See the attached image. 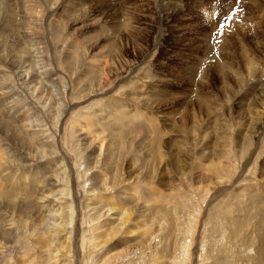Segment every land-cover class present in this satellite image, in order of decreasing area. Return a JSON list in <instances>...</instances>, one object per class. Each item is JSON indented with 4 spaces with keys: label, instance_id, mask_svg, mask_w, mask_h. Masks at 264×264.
Instances as JSON below:
<instances>
[{
    "label": "rangeland",
    "instance_id": "1",
    "mask_svg": "<svg viewBox=\"0 0 264 264\" xmlns=\"http://www.w3.org/2000/svg\"><path fill=\"white\" fill-rule=\"evenodd\" d=\"M24 2L10 4L1 17L19 14L17 20L38 43L41 66L51 75V95L39 93L45 101L41 109L22 81L8 75L0 84V96L12 87L11 93L2 94L4 104L12 107L9 112L18 124L26 121L29 133H42L46 141L54 138L57 148L53 159L40 160L38 146L46 147L42 143L31 147L0 136V150L11 145L20 153V146H28L31 157L23 155L28 162L18 175L43 168L60 171L56 164L63 160L68 165L73 187L61 195L73 207L68 204L65 215L74 216L60 234L52 232L55 243L69 247L66 260L178 264L184 252L183 264H264V0ZM233 11L236 15L227 19ZM2 21L0 74L14 62L19 42H25L23 32L12 34ZM141 116L155 123L145 127ZM29 120L40 123L31 127ZM144 175L149 179L142 180ZM87 187L96 191L86 192ZM36 190L29 196L35 199ZM120 192L124 198L132 193V198L119 197ZM48 203L44 209L52 213L39 218L45 222L44 232L61 221L51 217L61 202ZM0 212L7 221L14 219L18 232L11 237L13 246L30 248L38 236L32 222L24 229L16 217ZM100 212L103 216L98 217ZM123 213L128 217H119ZM89 217H94L92 223ZM116 218L120 220L113 223ZM112 223L119 226L118 234ZM95 236L98 243L109 241L99 245L103 258L100 253L95 257L91 247ZM48 249L47 255L42 252L44 259L35 256L32 263L45 264ZM15 250L1 264H18L35 253L28 249L22 259Z\"/></svg>",
    "mask_w": 264,
    "mask_h": 264
},
{
    "label": "bare ground",
    "instance_id": "2",
    "mask_svg": "<svg viewBox=\"0 0 264 264\" xmlns=\"http://www.w3.org/2000/svg\"><path fill=\"white\" fill-rule=\"evenodd\" d=\"M24 1H28V0H0V21H2V25L3 27H5L7 30H10L9 32H11L12 34L14 33V35L18 36L20 33L23 32V37L25 38V42L24 43H21L19 42V51H17V55L14 56V62L13 63H10L7 68V71L4 72V73H1L0 74V79H2V81L0 80V84L4 83L5 81H8L10 78L8 77V75L10 76H13V79H17V81L21 80L22 81V85H23V88L30 94L29 95H32V97L35 99V101L37 102V105L40 106V108H45L44 106V102L43 101L44 99L39 96V93L40 95L41 94H45L47 93V97H49L51 95V93L49 92V90L51 91V82L50 81V77L51 75H47V72L46 70L44 69L45 67L44 66H41V58L39 57V54H41L40 52V48L38 47V43L36 44L34 41H32L29 37V33H27V30L24 29V27L22 26V21L19 19V21L17 20L18 18H20V15L19 14H13L11 16H9L8 18H2L1 16L3 15V11L5 8H8V7H11L10 4L12 3H15L17 4L18 6L19 5H22L21 3H23ZM26 3V2H24ZM29 3V2H28ZM31 4V3H29ZM24 5V4H23ZM13 6V5H12ZM22 8V7H21ZM14 10H15V7H14ZM32 11V10H31ZM37 14V13H36ZM25 16V15H24ZM15 19V21H14ZM18 21V22H17ZM20 22V23H19ZM29 22V21H28ZM32 22V21H31ZM26 23V22H25ZM24 24V23H23ZM33 24V23H32ZM34 25V24H33ZM1 26V25H0ZM29 26V25H28ZM33 30V29H32ZM31 32V30H29ZM28 31V32H29ZM20 38V37H19ZM21 39V38H20ZM22 40V39H21ZM14 44V43H13ZM16 44V43H15ZM44 57V55H43ZM16 59H18V63L16 64ZM46 59V58H45ZM37 61V62H36ZM45 61V60H44ZM43 61V62H44ZM44 64V63H42ZM18 65V66H17ZM45 65V64H44ZM78 68V67H77ZM77 71V70H76ZM4 74V75H3ZM50 74V73H49ZM8 77V78H7ZM80 78V77H79ZM54 84V82H53ZM22 89V88H21ZM14 91V90H13ZM57 91V90H55ZM12 92V87H9L7 88V91L6 92H3L2 94L6 95L7 93H11ZM53 92V91H52ZM1 94V98H0V136L4 137V138H9L11 141H22V143L24 144H27L28 145V142H29V146L33 147L35 146L37 143H42L43 146L45 145L46 147L44 148V150L42 149V144L40 145L42 148H40L38 146V150L41 151V156L38 157V159H46V157L48 158H52L53 156H55V151H53V148H55V144H54V138L52 139L51 137V141L50 143L48 139L46 141V138H44L42 136V133L41 136L40 134H37L35 132H28L26 129H29V128H26L25 129V124H26V121H25V124L24 121L22 124H18L19 122H17V118H14L16 116H12L11 112H9V109L8 108H11L12 107H9L6 104H4V100L2 98V95ZM27 94V93H26ZM28 95V94H27ZM46 95V94H45ZM65 96V95H64ZM12 97V96H11ZM31 97V96H30ZM29 97V98H30ZM44 97V96H43ZM32 98V100H33ZM55 98V96H54ZM53 98V99H54ZM59 98V97H58ZM56 97V101L58 99ZM18 98L15 97V99H12V103L13 105L15 104L16 105V102H17ZM50 100V99H49ZM34 101V100H33ZM55 101V100H54ZM55 101V102H56ZM60 101V100H59ZM35 102V103H36ZM54 102V103H55ZM49 103V102H48ZM62 103V102H61ZM19 104V102L17 103ZM51 104V102H50ZM49 104V105H50ZM58 104V103H57ZM12 105V106H13ZM8 106V107H7ZM29 106V105H28ZM54 106V105H53ZM26 107V106H25ZM32 109V108H31ZM53 109V108H52ZM29 110V108H28ZM44 110V109H43ZM49 110V109H48ZM52 111V110H51ZM17 112V111H15ZM33 112V111H32ZM62 113V112H61ZM37 114V113H36ZM138 114L137 112H135L134 116H136L135 120L136 119H139L140 116L138 117ZM51 115H54V112L53 114L51 113ZM56 115V114H55ZM33 116V115H32ZM60 116V115H59ZM37 117V116H36ZM48 117V115H47ZM56 117V116H55ZM62 117V116H60ZM143 118V126L147 127V125H150L151 123H155V120H153L152 118H149V117H146L145 116H141ZM28 118V117H27ZM31 118V117H30ZM129 117H124V120L125 119H128ZM32 119V118H31ZM30 119V120H31ZM56 119V124H57V118ZM29 120V121H30ZM59 121H60V118H59ZM32 123H34L32 125ZM40 121H30L29 124H31V127L33 126H37V124H39ZM155 125V124H154ZM56 126V125H55ZM157 126V125H156ZM144 128V127H142ZM150 128V127H149ZM33 129V128H31ZM153 129V128H151ZM159 129V128H158ZM157 129V130H158ZM138 132V131H137ZM152 132V131H151ZM139 133V132H138ZM138 136V135H137ZM47 137V136H46ZM15 139V140H13ZM2 141V139L0 140V142ZM21 143V142H20ZM111 144V143H110ZM26 145V146H27ZM10 146V147H9ZM16 146V145H15ZM14 146V147H15ZM109 146V145H108ZM1 147V146H0ZM37 147V146H36ZM89 147V146H88ZM100 147V146H99ZM102 147V145H101ZM121 147V146H120ZM26 148V147H24ZM57 148V147H56ZM55 148V150H56ZM111 148V147H110ZM108 148V149H110ZM137 148V147H136ZM21 149L20 153H18L17 151H15L11 145H5V148H2L0 150V209H2V211H6L7 213H9V216L11 217H16L17 221L18 222L17 224L20 225V227L22 228H28V225L30 223V221L32 222V226L31 228L33 229V233H36L38 234L37 237H33L35 239H32L30 241V248L29 247H26V244H24V246L26 248H17V246H13L12 244V241L13 239L15 238H11L12 236H16L15 234L18 232L16 231L14 233V229H13V225L14 224V219L12 220H9L7 221L6 220V217L3 216V214L0 212V264L2 262L5 261V259H8L7 258V254H8V251H10V253H14L13 251L15 250V253L16 255H18L19 257H23L22 259H24L26 257V254H27V251H29L28 249H33L35 251V253H33L31 260L29 258V260H24L22 261H19L18 264H33L32 261L35 259V256H36V260L39 258H43L42 257V252L43 253H46L47 250L45 251L46 247L49 248L48 249V259L46 261L45 264H48L50 260L54 261V264H70V262H68L66 260V257L69 256L68 253L69 251L65 250V248L62 247V244L61 243H55L53 237H52V234L53 235H58L60 234L63 230H64V227H66V225H68V223L70 222L69 219L73 220L72 219V216H74L73 214H70L69 212L67 213V216L65 215V210H67L66 208H68V204H70V208L72 209V203H68V199H66L65 201V198L62 197L61 194H63V192H66L64 194V196H66V194L70 193V188L73 187V177H72V172L71 170L69 169L68 165H66L64 163V160L63 161H60V162H57L56 165H59V168L58 170L60 171H56V172H52V171H49V170H45L47 168H43V169H39V170H34L32 172L30 171H27L28 173H26L25 171L21 174L18 175V173L16 174V171L17 170H20L21 168H23L25 166V164H27L28 161H26V158L24 159L23 158V155L26 156V157H31V152L29 151L28 149V146H27V149H23V146H20L18 148V150ZM76 149V148H75ZM93 149V148H92ZM102 149V148H101ZM124 149V148H123ZM126 149V148H125ZM135 150V149H134ZM149 150V149H148ZM91 151V150H90ZM101 151V150H99ZM110 151V150H108ZM125 152V151H123ZM36 153V152H35ZM34 153V154H35ZM108 153H111V152H108ZM107 153V157H109L110 159V156H108L109 154ZM113 153V152H112ZM100 154V153H99ZM40 155V154H39ZM104 155V154H103ZM111 155V154H110ZM149 155V154H148ZM96 156V155H95ZM121 156V155H120ZM123 156V155H122ZM127 156V155H126ZM134 156V155H133ZM125 157V156H123ZM138 157V156H137ZM99 158V157H98ZM120 158V157H119ZM53 159V158H52ZM79 159V158H78ZM86 159V157L84 158ZM94 159V157H93ZM107 159V158H106ZM112 160V159H111ZM120 160V159H119ZM92 161V160H91ZM121 161V160H120ZM75 162V161H74ZM79 162V161H77ZM97 162V160H96ZM124 162V160L122 161ZM135 162V161H134ZM80 163V162H79ZM95 163V162H94ZM105 163V162H103ZM108 163V162H107ZM112 163V162H110ZM133 163V162H132ZM96 164V163H95ZM98 164V163H97ZM134 164V163H133ZM110 165V164H109ZM121 165V164H119ZM132 165V164H131ZM117 166V165H116ZM123 166V164L121 165ZM78 167V166H77ZM91 167V166H90ZM103 167V166H102ZM120 167V166H119ZM50 169V168H49ZM121 169V167H120ZM107 170V169H106ZM123 170V169H122ZM108 171V170H107ZM116 171V170H115ZM119 171V170H118ZM121 171V170H120ZM113 173V172H112ZM116 173V172H115ZM146 173V172H145ZM35 174V176L33 177V179L31 178L33 175ZM90 174V173H89ZM102 174V173H101ZM122 174V172L120 173V175ZM112 175V174H111ZM114 175V174H113ZM96 176H99V175H96ZM116 176V175H115ZM119 176V175H118ZM85 177V176H84ZM87 177V175H86ZM150 176L148 175H144V177H142V180L146 181L149 179ZM94 178H97V177H94ZM101 178V177H99ZM79 179V178H78ZM151 179V178H150ZM82 180V179H81ZM93 180V179H92ZM91 180V181H92ZM97 180V179H96ZM95 182L97 183V181L99 182V180H97ZM106 180V179H105ZM112 180V179H111ZM124 180V179H123ZM129 180V179H128ZM86 181V180H85ZM101 181V180H100ZM120 181V180H119ZM141 181V180H140ZM62 182V183H61ZM111 182V181H110ZM126 182V180H125ZM87 183V181L85 182ZM84 183V184H85ZM89 182L88 184H86L87 186H89ZM107 184V183H106ZM118 184V182H117ZM116 184V185H117ZM120 184V183H119ZM118 184V185H119ZM125 184V183H124ZM93 185V184H92ZM90 184V186H92ZM97 185V184H94V186ZM114 185V184H112ZM111 185V186H112ZM114 185V186H116ZM186 185V184H185ZM84 186V185H83ZM82 186V187H83ZM98 186V185H97ZM111 186L109 188H111ZM108 187V186H107ZM60 189V188H64L63 190L59 191V190H56V189ZM113 188V187H112ZM111 188V189H112ZM126 188V187H125ZM32 189H37L36 190V195H35V199L32 197V196H29ZM86 192H90L92 190V192L94 193L95 190V187H87L86 189L83 188ZM104 189L108 190L107 188L104 187ZM103 189V190H104ZM121 189V188H120ZM128 189V188H127ZM127 189H121L123 191L127 190ZM206 189H208V187H206ZM212 189V188H211ZM23 190V191H22ZM101 190V191H103ZM110 190V189H109ZM120 190V191H121ZM135 190V189H134ZM21 195H19V192H21ZM26 191V192H25ZM58 192V193H55V192ZM105 191V190H104ZM129 191V189H128ZM84 192V191H83ZM109 192V191H108ZM117 192V191H116ZM115 192V195H117V193ZM122 192V191H121ZM118 193V196L121 197L122 194ZM125 194V192H123ZM134 193H136L134 191ZM54 194H58V195H61L60 197H57L56 196V199L58 202H61L59 204H56L58 207L55 209V212L56 215H52L51 217H54L56 219L58 218H61V221L58 220H55L53 223L54 225H52V228L53 229H50V231H45L43 230V228H46V226L44 227L45 225V222L43 220H40L39 218L41 217H44V214L45 213H50L51 211L47 212L45 209H44V203L45 201L49 202L48 205L50 204H54L55 202L57 203V201H49V197L50 196H53ZM87 194V193H86ZM123 194V195H124ZM137 194V193H136ZM150 194V193H149ZM23 195V196H22ZM88 195V194H87ZM107 195V194H106ZM130 195L132 196V193H130ZM135 195V194H133ZM69 196V195H67ZM126 196V194H125ZM129 196V197H131ZM150 196V195H149ZM117 198V196H115ZM123 197V196H122ZM129 197H123L124 199H128ZM160 197V195H159ZM162 197V196H161ZM96 198V197H95ZM98 198V197H97ZM132 198V197H131ZM150 198V197H148ZM121 199V198H120ZM152 199V198H151ZM63 200V201H62ZM105 200V199H104ZM131 200V199H130ZM129 200V201H130ZM119 201V200H118ZM122 201V200H121ZM94 202V201H93ZM102 202V201H101ZM107 202V201H106ZM123 202V201H122ZM121 202V203H122ZM126 202V201H125ZM161 202V201H160ZM97 203V202H96ZM120 203V202H119ZM127 203H129L127 201ZM126 203V204H127ZM133 203V202H132ZM113 204V203H112ZM116 204V203H115ZM125 204V203H124ZM124 204H121L122 206ZM94 205V204H93ZM110 205V204H109ZM138 205V204H137ZM63 206V207H62ZM113 206V205H112ZM126 206V205H125ZM89 207V206H88ZM110 207V206H109ZM117 207V206H116ZM128 207V206H127ZM96 208H97V205H96ZM94 209L95 210V215H96V210L98 209ZM113 208V207H112ZM132 209V208H131ZM116 210V209H114ZM113 210V211H114ZM125 210V208H124ZM133 210V209H132ZM141 210V209H140ZM30 211V212H29ZM69 211V210H68ZM131 210H129L130 212ZM133 212V211H132ZM131 212V213H132ZM137 212V211H136ZM29 215H27V214ZM52 213V212H51ZM102 212L99 213L98 217L99 216H103L101 215ZM17 214V215H15ZM19 214V215H18ZM70 214V216L68 215ZM92 214V213H91ZM94 214L92 216H94ZM97 214H98V211H97ZM103 214V213H102ZM112 214V213H111ZM130 214V213H129ZM137 214V213H136ZM51 215V214H50ZM57 215L61 216V217H57ZM89 215V214H88ZM107 215V214H106ZM127 214L123 213V216H119V217H122V218H126L128 217L125 216ZM132 215V214H131ZM29 218H28V217ZM46 216V215H45ZM69 216V217H68ZM118 216V215H117ZM137 216V215H136ZM95 217V216H94ZM94 217H89V221L92 223V221L94 220ZM97 217V218H98ZM106 217V216H105ZM140 217V216H139ZM10 218V217H9ZM33 220H32V219ZM69 218V219H68ZM74 218V217H73ZM96 218V219H97ZM102 218V217H100ZM134 218V217H133ZM51 219V218H50ZM54 219V218H52ZM51 219V220H52ZM120 218H116V219H113L111 221H113V223L119 221ZM106 220V219H105ZM98 220H96L97 222ZM100 221V220H99ZM110 221V222H111ZM142 221V220H141ZM107 223V221H105ZM36 223H38V229L36 228ZM87 223V222H86ZM112 223V224H113ZM70 224V223H69ZM89 224V223H88ZM87 224V225H88ZM96 224V223H95ZM108 224V223H107ZM111 224V223H110ZM125 224H126V221H125ZM140 224V223H139ZM98 225V224H96ZM102 225V224H101ZM116 226V224H113ZM118 225V224H117ZM124 225V223L121 222L120 224V227L122 228ZM137 225V224H136ZM36 226V227H35ZM125 226V225H124ZM97 227V226H96ZM117 227V230L116 231V234H118L119 232V226H116ZM115 227V228H116ZM16 228H19V227H16ZM30 228V227H29ZM91 229V227H90ZM101 229V228H100ZM99 230V229H98ZM116 230V229H115ZM158 230V229H157ZM132 231V230H131ZM28 232V231H27ZM44 232V233H43ZM52 232H55L52 233ZM105 232V231H104ZM113 232V231H112ZM114 233V232H113ZM123 233V232H122ZM129 233V232H128ZM134 233V232H133ZM139 233V232H138ZM32 234V233H31ZM40 234V235H39ZM115 234V233H114ZM153 234V233H152ZM24 235V234H23ZM36 235V234H35ZM108 235V234H107ZM110 235V233H109ZM108 235V236H109ZM126 235V234H125ZM143 235V234H142ZM112 236V235H111ZM131 236V234H130ZM262 236V235H261ZM31 237V236H30ZM55 237V236H54ZM61 237V236H60ZM105 237V236H104ZM110 237V236H109ZM116 237V236H115ZM260 237V235H259ZM58 238V237H57ZM93 238V237H92ZM99 238V236H98ZM103 238V237H102ZM150 238V237H149ZM157 238L158 235H157ZM261 238V237H260ZM259 238V239H260ZM95 241L98 240L97 239V236H95L93 238ZM92 239V240H93ZM101 239V238H100ZM110 239V238H109ZM115 239V238H114ZM113 239V240H114ZM91 240V241H92ZM262 240V238H261ZM25 241V240H24ZM72 241V240H71ZM90 241V242H91ZM94 241V242H95ZM117 241V240H116ZM148 241V240H147ZM16 242V241H14ZM93 242V241H92ZM94 242L92 243V248H93V252L95 253V257L98 253L100 252H103L102 248L99 247V245L102 243H107L109 241H104L103 242H100L98 243V245H94ZM29 243V242H28ZM66 243V242H65ZM119 243V242H118ZM117 243V244H118ZM14 244H17V243H14ZM141 244V243H140ZM53 245V249L51 250V246ZM89 245H91L89 243ZM88 245V247H89ZM107 245V244H106ZM116 245V244H115ZM143 245V244H142ZM144 245H145V242H144ZM66 246V244H65ZM111 246H114V245H111ZM110 246V247H111ZM141 247V245H138ZM107 247V246H106ZM135 247V246H134ZM133 247V248H134ZM28 248V249H27ZM42 248H45L44 250ZM128 248V247H127ZM126 248V249H127ZM181 248V247H180ZM88 249V248H87ZM107 249V248H106ZM131 249V248H129ZM136 249V248H135ZM134 249V250H135ZM139 249V248H138ZM40 250H43V251H40ZM62 250V251H61ZM101 250V251H100ZM111 250V249H110ZM140 250H143V247L140 249ZM139 250V251H140ZM181 250V249H180ZM87 251V250H86ZM89 251H92V249L89 248ZM260 251L263 252V250L261 249ZM32 252V251H31ZM92 252V253H93ZM111 252V251H110ZM128 252V251H127ZM29 253V252H28ZM59 254V257L58 255ZM101 254V253H100ZM104 254V252H103ZM110 254V253H109ZM108 254V255H109ZM130 254V253H129ZM133 254V253H132ZM47 255V253L45 254ZM87 255V254H86ZM94 255V254H93ZM107 255V254H106ZM112 255V254H111ZM116 255V254H115ZM118 255V254H117ZM116 255V256H117ZM180 255V254H179ZM187 255V254H186ZM264 255V254H263ZM10 256V254H9ZM114 256V255H113ZM121 256V255H120ZM127 256V255H126ZM125 256V257H126ZM262 256V255H261ZM260 256V257H261ZM100 257V256H99ZM101 257H102V254H101ZM107 257V256H106ZM124 257V256H123ZM179 257V256H178ZM185 253L183 252V254L181 255L180 259L179 260H176V261H179L180 264H183L184 263V260H185ZM264 257V256H263ZM46 258V257H45ZM58 258V259H57ZM74 257H70L71 261L73 260ZM98 258V256H97ZM96 258V259H97ZM103 258V257H102ZM26 259V258H25ZM44 259V258H43ZM105 259V258H104ZM107 259V258H106ZM263 259V258H261ZM11 260V259H10ZM103 260V259H102ZM113 260V259H112ZM118 260V259H117ZM88 261H93L90 259H88ZM98 261V260H97ZM100 261V260H99ZM51 262V261H50ZM94 262V261H93ZM106 262V261H105ZM114 262V261H113ZM178 262V264H179ZM7 263V262H6ZM99 263V262H98ZM98 263H95L94 264H98ZM109 262H107L108 264ZM177 263V262H176ZM72 264V263H71ZM92 264V263H91ZM106 264V263H105ZM110 264V263H109ZM114 264V263H113Z\"/></svg>",
    "mask_w": 264,
    "mask_h": 264
},
{
    "label": "snow or ice",
    "instance_id": "3",
    "mask_svg": "<svg viewBox=\"0 0 264 264\" xmlns=\"http://www.w3.org/2000/svg\"><path fill=\"white\" fill-rule=\"evenodd\" d=\"M236 15V11H233L231 15L227 17V19H232Z\"/></svg>",
    "mask_w": 264,
    "mask_h": 264
}]
</instances>
